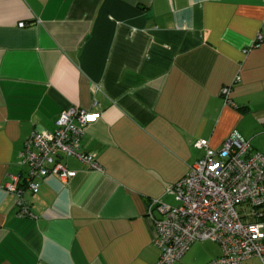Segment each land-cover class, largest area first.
Wrapping results in <instances>:
<instances>
[{
	"label": "crops",
	"instance_id": "obj_1",
	"mask_svg": "<svg viewBox=\"0 0 264 264\" xmlns=\"http://www.w3.org/2000/svg\"><path fill=\"white\" fill-rule=\"evenodd\" d=\"M73 106L102 113L82 138L101 169L66 157L76 175L34 192L20 153ZM236 130L264 153V0H0V264H156L150 203L177 205L195 143ZM221 254L199 240L173 264Z\"/></svg>",
	"mask_w": 264,
	"mask_h": 264
},
{
	"label": "built area",
	"instance_id": "obj_2",
	"mask_svg": "<svg viewBox=\"0 0 264 264\" xmlns=\"http://www.w3.org/2000/svg\"><path fill=\"white\" fill-rule=\"evenodd\" d=\"M25 24L20 22V26ZM230 94L231 86H224L222 95L227 103ZM101 114L73 106L60 113L53 131L35 129L20 153L19 163L28 167L24 185L38 192L40 179L50 174L74 177L76 171L63 161L66 157L75 156L101 169L96 156L85 152L82 144L88 127ZM195 146L204 149V155L168 190L175 193L178 204L169 205L161 199L150 203L154 244L161 252L156 264L181 260L199 240H212L222 247L221 256L208 264H243L252 257L264 264V153L254 151L251 141L237 130L219 148H212L207 138ZM18 182L16 178L6 187L21 196L24 189ZM18 205L20 214H32L21 197Z\"/></svg>",
	"mask_w": 264,
	"mask_h": 264
},
{
	"label": "trees",
	"instance_id": "obj_3",
	"mask_svg": "<svg viewBox=\"0 0 264 264\" xmlns=\"http://www.w3.org/2000/svg\"><path fill=\"white\" fill-rule=\"evenodd\" d=\"M264 211V210H263ZM263 219H264V214H263V217H262Z\"/></svg>",
	"mask_w": 264,
	"mask_h": 264
}]
</instances>
